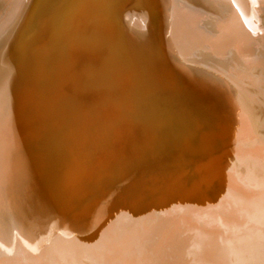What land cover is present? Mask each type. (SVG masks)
<instances>
[{"label": "bare ground", "instance_id": "6f19581e", "mask_svg": "<svg viewBox=\"0 0 264 264\" xmlns=\"http://www.w3.org/2000/svg\"><path fill=\"white\" fill-rule=\"evenodd\" d=\"M0 264H264V0H0Z\"/></svg>", "mask_w": 264, "mask_h": 264}]
</instances>
